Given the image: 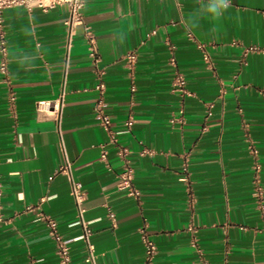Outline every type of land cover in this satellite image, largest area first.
Listing matches in <instances>:
<instances>
[{
    "label": "crops",
    "instance_id": "crops-1",
    "mask_svg": "<svg viewBox=\"0 0 264 264\" xmlns=\"http://www.w3.org/2000/svg\"><path fill=\"white\" fill-rule=\"evenodd\" d=\"M85 1L99 62L83 24L69 44L66 5L3 12L0 264H61L41 213L58 221L74 264H93L76 239L83 226L70 177L59 171L66 157L86 192L96 264H143L145 223L155 264H264V208L255 195L257 162L264 186V0H229L218 16L211 0ZM130 50L133 68L124 58ZM176 71L186 92L174 89ZM100 73L115 128L134 118L120 142L132 151L139 198L118 188L115 146L112 169L100 160L108 141L94 109ZM58 98L60 121L52 107H38Z\"/></svg>",
    "mask_w": 264,
    "mask_h": 264
},
{
    "label": "built area",
    "instance_id": "built-area-1",
    "mask_svg": "<svg viewBox=\"0 0 264 264\" xmlns=\"http://www.w3.org/2000/svg\"><path fill=\"white\" fill-rule=\"evenodd\" d=\"M85 0H0V52L2 54L1 58V70L7 74L8 65H7V56H8V48H7V40L5 33V23L3 12L6 8L15 7V6H24L28 9H32L36 6L42 7L44 10H48L51 7L57 5H66L69 10V18L66 21L69 28V44L72 42L73 34L75 33L76 26L79 24H83L85 28V34L89 40V48L90 54L93 56L95 62H99L101 60L100 53L96 44V36L92 31L91 27L85 23L84 18V7ZM191 38H194L193 34H189ZM199 47L204 50V57L209 60V54L205 49V44L203 42L198 43ZM259 46L252 45L247 48V50H259ZM261 50L264 51V48ZM125 60L130 67H134L137 62L138 55L134 50H130L125 54ZM174 89L180 92L187 91V79L184 73L180 71H176L173 80ZM106 81L103 78V74L100 73L98 75V80L96 82L95 88L100 92L99 98L95 103V115L98 118L101 126L108 134V141L101 143V153L100 160L104 163V165L108 169H112V163L109 158L110 150L108 145H113L116 147V153L120 161V170L118 172V188L124 190L129 196H133L135 198H139L141 191L135 184V168L131 159V149L122 144L120 142V135L125 132H130L134 125L133 116H129L123 121V128L117 129L114 126L112 121V117L109 114L106 108L105 102V92H106ZM63 106V98H58L53 101L41 100L38 104L39 109H45L52 107L53 112L56 115V119L60 121L61 113ZM174 121V119H173ZM148 149H143L142 154L149 152ZM253 151L256 152L255 147L253 146ZM255 169L257 172L255 178V195L259 198L261 206L264 208V186L261 182V178L259 175V171L261 169L260 163H256ZM59 171L65 172L69 175L71 180V191L75 197L77 212H78V222L82 224L83 230L82 233L76 237V239H84L88 246V256L86 258L87 261L96 264V254L94 243L91 241L92 235V227L88 224L85 219L86 212V192L84 190L83 183L80 180H77L73 176V162H71L67 157L61 166L59 167ZM186 179V177H183ZM29 210L35 209V206L29 205L27 207ZM42 217L47 221V224L50 229V234L54 238L57 246V252L59 254L60 263L61 264H74L72 261L71 248L70 244L65 239L63 233L60 231L58 221L48 216L44 213H41ZM192 232H196V227L191 224L189 226ZM145 258L143 264H155V257L157 254L158 246L156 241L150 236L147 224H143L140 228ZM195 241V240H194ZM201 251V249L199 248Z\"/></svg>",
    "mask_w": 264,
    "mask_h": 264
},
{
    "label": "clouds",
    "instance_id": "clouds-1",
    "mask_svg": "<svg viewBox=\"0 0 264 264\" xmlns=\"http://www.w3.org/2000/svg\"><path fill=\"white\" fill-rule=\"evenodd\" d=\"M228 5L229 0H211L208 11L218 16L220 11L227 8Z\"/></svg>",
    "mask_w": 264,
    "mask_h": 264
}]
</instances>
